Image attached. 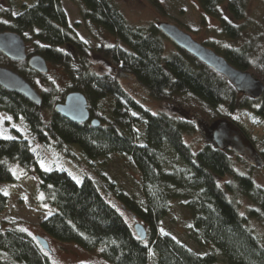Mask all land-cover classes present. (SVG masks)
Here are the masks:
<instances>
[{"label":"trees","instance_id":"obj_1","mask_svg":"<svg viewBox=\"0 0 264 264\" xmlns=\"http://www.w3.org/2000/svg\"><path fill=\"white\" fill-rule=\"evenodd\" d=\"M71 1L85 28H98L112 35L116 43L100 41L93 49L87 46L68 25L60 0H0V31L19 34L28 56L38 54L62 72V86L57 87L47 73L37 74L25 61H10L0 54V65L22 76L41 98V104L35 106L0 86V112L22 119L40 146L50 141L60 148L77 145L89 164L109 154L127 156L139 171L141 199L102 173L97 179L84 174L76 182L64 169L39 170V186L55 207L39 222L41 229L86 250L99 248L108 264H213L214 254H199L163 230L162 219L171 204L179 201L188 209L192 234L211 244L228 264H264V245L225 194L245 196L260 209L256 217L264 219V189L234 170L229 151L205 143L191 152L182 136L193 133L194 124L149 112L127 94L119 79L133 78L157 100L168 102L176 95L188 94L212 109L220 107V115L234 126L233 113L253 99L237 92L224 77L178 47L166 54L165 37L155 24H129L111 0ZM197 1L204 14L217 19L222 35L238 46L210 44L235 68L258 74L264 85V30L245 32L244 25L231 22L245 18L246 0ZM150 2L159 9L156 0ZM94 54L108 61L113 72L90 71ZM71 91L84 95L90 118L99 122L97 126L89 121L70 122L53 111V104ZM253 114L264 124V91ZM248 140L259 152L264 168V139ZM168 149L181 164L174 162L165 169ZM65 152L72 155L69 149ZM35 156L31 144L20 135L0 137V182L14 180L6 159L27 166ZM221 177L231 181L222 187L217 182ZM106 194L145 226V239L135 237L113 203L106 200ZM7 201V195L0 192V214ZM254 213L248 210V214ZM0 264L50 262L40 253L34 238L19 228H6L0 230Z\"/></svg>","mask_w":264,"mask_h":264},{"label":"rangeland","instance_id":"obj_2","mask_svg":"<svg viewBox=\"0 0 264 264\" xmlns=\"http://www.w3.org/2000/svg\"><path fill=\"white\" fill-rule=\"evenodd\" d=\"M26 1L30 2L32 0ZM111 1L131 25L146 26L151 23L156 25L159 22L171 23L188 33L195 41L203 45L205 42H209L205 43V45L219 55L221 52H218L211 44L216 47H221L225 44L238 46L237 43L230 42L229 39L222 35L217 19L204 14L197 0H156L159 9L150 0ZM60 3L66 13L68 25L87 46L93 49L100 41L108 45L116 43V39L112 35L98 28L90 26H88L89 29L85 28L73 1L60 0ZM223 15L229 18L227 13L223 12ZM231 22L235 25H244L245 32L248 30H252L251 32H262L264 30V0H246L245 18L241 21ZM175 47L173 43L165 38L164 49L166 54L172 52ZM91 61L89 69L94 73L113 72L111 64L95 54L92 56ZM47 67L48 78L57 87H61V69L48 63ZM253 76L259 78L255 72ZM119 83L127 94L149 112L165 113L169 116L184 118L192 122L195 131L182 136L184 144L188 146L191 152H196L205 143H212L211 131L218 122L230 121L220 115L219 112H223L222 108L212 109L188 94L176 95L166 102L151 97L129 76L120 78ZM257 105L258 99H253L246 107L236 110L232 117L246 139L250 137L260 141L264 139V124L253 114ZM17 135L25 138L31 144V149L36 156L34 162L27 166L21 165L16 159L5 160L14 180L0 182V192L8 197L6 208L0 214V230L19 228L31 238L35 236L44 238L48 249L45 250L39 247V250L42 255L47 257L50 264H108L101 257L99 248L86 250L72 241H59L41 229L39 222L54 211L55 207L49 203L39 186L40 178L38 172L39 170H50L53 168L64 169L76 182H80L84 174L91 175L94 179H97L96 177H99L98 174L102 173L125 189L127 193H130L136 199H141L139 171L125 155L109 154L105 157H97L91 160L92 163L89 164L75 144L60 148L53 141H50L46 146H40L34 136L28 132L26 123L22 119H13L9 114L0 112V137L14 138ZM250 145L254 151H257L251 142ZM65 149H69L72 155L67 154ZM167 153L168 161L164 164L165 169L170 168L171 164H175L174 162L176 164L178 162V165L181 164L178 160L175 161L177 156L171 149H168ZM228 156L237 173L248 176L254 185L264 189V168L261 161L256 160L248 163L244 158L230 151ZM230 181L231 179L228 177L217 179L218 184L222 187L226 182ZM225 194L227 199L236 205L237 211L243 218L247 228L264 245V219L260 216L261 214H259L260 217L255 215L260 213V209L239 193L225 191ZM105 196L106 200L114 204H112L114 209L131 229L134 223H141L131 214L124 211L119 204L112 201L109 194ZM248 210H254L255 213L250 215ZM190 222L188 209L179 201H175L171 204L169 212L161 223L165 232L173 235L195 252L199 254L206 252L214 254L215 262L213 264H228L223 256L213 251L211 244L192 234ZM151 264H154V262L152 261Z\"/></svg>","mask_w":264,"mask_h":264},{"label":"water","instance_id":"obj_3","mask_svg":"<svg viewBox=\"0 0 264 264\" xmlns=\"http://www.w3.org/2000/svg\"><path fill=\"white\" fill-rule=\"evenodd\" d=\"M156 27L176 47L224 77L237 92L252 99H259L263 94L264 85L259 78L246 70L235 68L224 57L195 41L188 33L177 26L168 22H159ZM0 54L10 61H25L27 67L37 74L45 75L48 71L47 64L42 56L38 54L27 55L24 41L15 32L0 31ZM0 86L7 91L21 95L35 106L41 104L38 92L22 76L1 65ZM53 111L70 122L82 123L89 121L93 126H97L99 123L96 118H90L87 101L84 95L78 91L66 93L62 101L53 104ZM211 140L216 148L228 149L233 154L244 158L248 163H252L256 159L255 151L248 139L230 121L218 122L211 131ZM132 231L138 239H145L146 230L141 223H134ZM34 241L42 249H48L46 241L41 236H35Z\"/></svg>","mask_w":264,"mask_h":264},{"label":"flooded vegetation","instance_id":"obj_4","mask_svg":"<svg viewBox=\"0 0 264 264\" xmlns=\"http://www.w3.org/2000/svg\"><path fill=\"white\" fill-rule=\"evenodd\" d=\"M244 137H245V136H244ZM224 151H230V150H228V149H225ZM230 152H231V151H230ZM255 155H256V159H255V161H256V160H259V161H261V160H260V156H259V152H258V151H256V150H255Z\"/></svg>","mask_w":264,"mask_h":264}]
</instances>
